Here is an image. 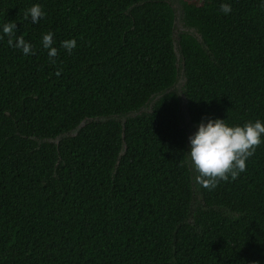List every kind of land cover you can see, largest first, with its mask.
I'll list each match as a JSON object with an SVG mask.
<instances>
[{
    "label": "trees",
    "instance_id": "16d2710c",
    "mask_svg": "<svg viewBox=\"0 0 264 264\" xmlns=\"http://www.w3.org/2000/svg\"><path fill=\"white\" fill-rule=\"evenodd\" d=\"M261 2L0 0L33 46L0 39V264H264V143L211 191L187 156L202 119L264 122Z\"/></svg>",
    "mask_w": 264,
    "mask_h": 264
},
{
    "label": "clouds",
    "instance_id": "9594fccd",
    "mask_svg": "<svg viewBox=\"0 0 264 264\" xmlns=\"http://www.w3.org/2000/svg\"><path fill=\"white\" fill-rule=\"evenodd\" d=\"M259 8L264 10V0ZM220 11L227 14L231 12V6L228 3H221ZM44 16L45 12L39 4H33L23 13L24 20L30 18L32 23H38ZM17 30L14 21L4 23L0 39L7 36L9 46L21 50L25 56L32 54L33 46L22 35L16 36ZM53 43L52 32L42 35V46L48 50L50 63L55 64V58L59 53L58 49L53 47ZM60 46L71 54L77 44L72 38L61 41ZM59 73L58 69L56 74ZM188 139L187 156L196 173L195 182L211 191L222 181L238 179L239 175L247 170L248 158L254 155L261 143H264V122L257 119L247 121L242 126H229L225 119L207 118L206 121L202 119Z\"/></svg>",
    "mask_w": 264,
    "mask_h": 264
},
{
    "label": "rangeland",
    "instance_id": "374dc122",
    "mask_svg": "<svg viewBox=\"0 0 264 264\" xmlns=\"http://www.w3.org/2000/svg\"><path fill=\"white\" fill-rule=\"evenodd\" d=\"M176 25H177V27L184 28V27L181 25V23H180V21H179L178 19L176 20Z\"/></svg>",
    "mask_w": 264,
    "mask_h": 264
}]
</instances>
